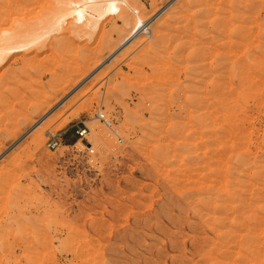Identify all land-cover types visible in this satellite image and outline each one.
Masks as SVG:
<instances>
[{
  "label": "rangeland",
  "instance_id": "1",
  "mask_svg": "<svg viewBox=\"0 0 264 264\" xmlns=\"http://www.w3.org/2000/svg\"><path fill=\"white\" fill-rule=\"evenodd\" d=\"M66 1L0 0V264H264V0Z\"/></svg>",
  "mask_w": 264,
  "mask_h": 264
},
{
  "label": "bare ground",
  "instance_id": "2",
  "mask_svg": "<svg viewBox=\"0 0 264 264\" xmlns=\"http://www.w3.org/2000/svg\"><path fill=\"white\" fill-rule=\"evenodd\" d=\"M76 1V0H75ZM75 1H66L67 3H69V5H70V7H71V12H68L67 14H66V16H73L75 13L77 14H80V15H82L84 18H90L91 17V19H90V21H96V20H98L99 19V17H100V15H102V12L101 11H99V9H96L97 7H101V8H104V7H106L105 6V4L106 3H109V4H111L112 2H115V3H118V2H123V3H125V5H127L128 6V8L129 9H131L135 14V16H136V14H138V10H136V9H134V8H132L130 5H129V3L126 1V0H77L76 2ZM110 9H119V7H117L116 5L113 7V6H110ZM133 14V13H132ZM146 21L145 20H143L141 17H138V19H137V23H136V25L134 26V28H133V30H132V32H131V34L127 37V38H125L124 39V41L120 44V46L118 47V49H116V51H114L113 53H111V56L113 55V54H115L118 50H119V48H121L122 46H124L128 41H130V40H132L141 30H143V29H145L146 28V23H145ZM243 36V37H242ZM239 38H240V40H247V38L248 37H246V35H244V34H242V32L239 34ZM239 40V41H240ZM238 43H240V44H244V42L243 41H241V42H238ZM238 45V47H239V44H237ZM237 45L236 46H234V47H237ZM245 46V45H244ZM241 47H242V49H243V46L241 45ZM240 48V47H239ZM245 50V49H244ZM247 51V50H246ZM249 51V50H248ZM243 52V51H242ZM258 52V51H257ZM247 53V52H246ZM243 54V53H242ZM245 54V53H244ZM260 54V53H259ZM247 56V55H246ZM109 58V57H108ZM257 58H260V55H258V57ZM257 60V59H256ZM233 65V64H232ZM231 65V67H232V69H238L237 71H238V73H237V75H238V77H239V81H240V83H242L243 82V70L245 69V62L241 59L239 62H237L236 64H234V68H233V66ZM231 67H230V70H231ZM228 69V68H227ZM233 70V71H234ZM229 74V73H228ZM233 74H236V70H235V73H233ZM235 76V75H234ZM228 79V78H227ZM224 81H225V79H224ZM223 81V82H224ZM226 81H228V80H226ZM225 81V82H226ZM218 82V81H217ZM218 84V83H217ZM223 84V83H222ZM226 85V84H225ZM226 86H231V85H229V83H228V85H226ZM225 86V88H227L228 89V87H226ZM240 86V85H239ZM214 87H216V86H214ZM218 87H222V85H221V82H219V84H218ZM232 87V86H231ZM222 88H224V87H222ZM225 88H224V90H225ZM221 92H222V90H221ZM224 93H226V92H224ZM38 125H39V123H38ZM40 136V135H39ZM38 141V140H37Z\"/></svg>",
  "mask_w": 264,
  "mask_h": 264
},
{
  "label": "built area",
  "instance_id": "3",
  "mask_svg": "<svg viewBox=\"0 0 264 264\" xmlns=\"http://www.w3.org/2000/svg\"><path fill=\"white\" fill-rule=\"evenodd\" d=\"M87 131L82 130L81 128L77 129V134H79L80 137H86ZM61 145L60 139L57 134L50 133L49 134V140H48V147L52 149H56Z\"/></svg>",
  "mask_w": 264,
  "mask_h": 264
}]
</instances>
